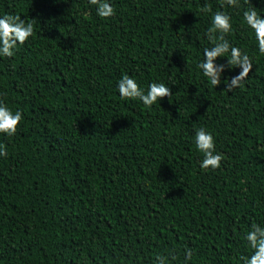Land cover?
<instances>
[{
    "label": "trees",
    "instance_id": "obj_1",
    "mask_svg": "<svg viewBox=\"0 0 264 264\" xmlns=\"http://www.w3.org/2000/svg\"><path fill=\"white\" fill-rule=\"evenodd\" d=\"M205 5L232 13L227 36L253 60L231 89L197 68L210 46ZM243 7L114 0L99 17L92 0H0V13L35 29L0 57V100L24 116L15 134L0 133V264H153L157 254L241 264L243 233L264 222V53ZM124 72L162 80L171 95L122 99ZM200 126L222 153L216 169L200 167Z\"/></svg>",
    "mask_w": 264,
    "mask_h": 264
},
{
    "label": "clouds",
    "instance_id": "obj_2",
    "mask_svg": "<svg viewBox=\"0 0 264 264\" xmlns=\"http://www.w3.org/2000/svg\"><path fill=\"white\" fill-rule=\"evenodd\" d=\"M95 12L99 17H110L115 13L114 0H92ZM242 0H226L227 8L240 10ZM211 12L210 23L206 29L205 38L210 46L203 47L202 58L197 62V68L211 85L224 83L231 89L237 86L253 68V60L249 53L233 43L227 36L233 28V16L225 7L211 11L209 5L202 9ZM243 23L254 33L256 47L264 53V7H258L253 0H244L242 10ZM32 21L22 18L19 13H0V57H10L18 46L32 37L34 33ZM227 58L226 62H218V58ZM239 67L238 74L230 78L224 77L226 68ZM223 78V79H222ZM122 99H138L147 106L171 95V88L162 80H151L145 84L138 80L135 74L124 72L116 83ZM24 119L20 109H13L0 100V133L11 136L16 133L18 125ZM196 149L203 154L200 167L216 169L220 167L222 153L216 149V137L213 131L204 126L196 127L193 136ZM6 155L4 144L0 143V156ZM243 240L249 251L241 257V264H264V222H252L243 233ZM187 250L185 256H190ZM175 256L157 254L153 264H169V259Z\"/></svg>",
    "mask_w": 264,
    "mask_h": 264
}]
</instances>
